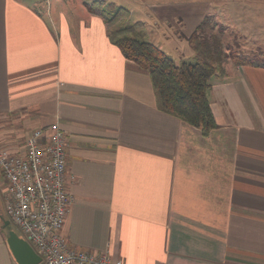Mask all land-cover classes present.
Wrapping results in <instances>:
<instances>
[{"label":"crops","instance_id":"0c3cea01","mask_svg":"<svg viewBox=\"0 0 264 264\" xmlns=\"http://www.w3.org/2000/svg\"><path fill=\"white\" fill-rule=\"evenodd\" d=\"M94 1L0 0V147L65 131L75 199L63 234L79 248L124 264H264V67L229 61L213 77L205 135L158 106ZM116 1L177 61L208 15L264 33V0ZM0 264H17L1 225Z\"/></svg>","mask_w":264,"mask_h":264},{"label":"built area","instance_id":"2783aa9c","mask_svg":"<svg viewBox=\"0 0 264 264\" xmlns=\"http://www.w3.org/2000/svg\"><path fill=\"white\" fill-rule=\"evenodd\" d=\"M67 147L58 124L35 128L22 150L0 147L6 213L42 264H124L109 250L79 248L63 234L75 199L67 181Z\"/></svg>","mask_w":264,"mask_h":264},{"label":"trees","instance_id":"16d2710c","mask_svg":"<svg viewBox=\"0 0 264 264\" xmlns=\"http://www.w3.org/2000/svg\"><path fill=\"white\" fill-rule=\"evenodd\" d=\"M87 7L104 17L111 40L125 57L149 73L158 106L200 128L205 135L217 127L208 95L213 77L225 75L229 61L264 67V58L256 54L230 51L224 38L226 28L216 27L213 15L206 16L189 37L194 54L177 61L149 39L145 24L134 21L124 6L95 0Z\"/></svg>","mask_w":264,"mask_h":264},{"label":"rangeland","instance_id":"374dc122","mask_svg":"<svg viewBox=\"0 0 264 264\" xmlns=\"http://www.w3.org/2000/svg\"><path fill=\"white\" fill-rule=\"evenodd\" d=\"M52 1V0H49ZM76 1V0H73ZM112 2H115L114 0H110ZM117 2V1H116ZM119 5H121L119 3ZM224 19L227 17L225 15ZM217 23L216 27H222V28H228V36L226 38V43L231 47V52H243V53H249V54H256L262 58H264V38L262 35H264L262 29L259 27V30L248 31L245 32L244 30L247 29L248 26H244L242 30L238 28V24L236 22L235 26H232L229 24L228 21H224V23H219L217 20L214 19V23ZM232 31V33H231ZM247 31V30H246ZM247 33V34H246ZM4 192V176L2 172L0 171V193ZM42 264V263H41Z\"/></svg>","mask_w":264,"mask_h":264},{"label":"water","instance_id":"95a60500","mask_svg":"<svg viewBox=\"0 0 264 264\" xmlns=\"http://www.w3.org/2000/svg\"><path fill=\"white\" fill-rule=\"evenodd\" d=\"M0 225L6 242L17 264H41L42 256L11 222L6 210L0 213Z\"/></svg>","mask_w":264,"mask_h":264}]
</instances>
